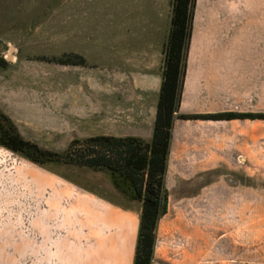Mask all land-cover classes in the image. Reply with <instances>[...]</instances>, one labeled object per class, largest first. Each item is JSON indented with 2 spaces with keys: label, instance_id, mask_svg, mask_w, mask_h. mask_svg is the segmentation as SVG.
<instances>
[{
  "label": "rangeland",
  "instance_id": "obj_1",
  "mask_svg": "<svg viewBox=\"0 0 264 264\" xmlns=\"http://www.w3.org/2000/svg\"><path fill=\"white\" fill-rule=\"evenodd\" d=\"M173 1L0 0V58L7 62L0 79L25 91L33 106L39 104L27 114L23 138L63 154L74 139L94 133L85 132V125L78 128L84 132H72L77 126L71 124L77 116L72 115L73 102L85 107L109 80L160 79ZM205 57L214 65L238 67L231 70L241 75V82L254 76L256 93L263 94L264 0H194L184 83L189 67ZM257 160L264 162V146L257 147ZM44 167L0 146L1 259L13 257L24 264L15 246L42 212L55 207L60 187L50 183L54 176L78 182L109 201L136 204L137 211L142 207L126 201L108 173L63 163ZM252 173L261 193L255 201L223 189L215 176H209V185L205 178L188 180L195 198L169 195L154 258L169 264H264V170Z\"/></svg>",
  "mask_w": 264,
  "mask_h": 264
},
{
  "label": "crops",
  "instance_id": "obj_2",
  "mask_svg": "<svg viewBox=\"0 0 264 264\" xmlns=\"http://www.w3.org/2000/svg\"><path fill=\"white\" fill-rule=\"evenodd\" d=\"M201 61L202 64L189 67L178 114L264 115V93L257 95L254 76L243 77L241 82V75H232L231 69L238 67L214 65L206 57ZM157 77L155 82L109 80L104 82L102 92H93L85 107L73 102L72 115L77 116L71 124L77 126L72 132L150 142L162 84L161 77ZM1 79L0 111L22 135L28 125L27 114L32 108L37 110L39 104L33 106L25 91L17 92ZM81 111H86V115ZM80 125H85L86 130L80 131ZM263 140L264 119H176L166 175L169 195L195 198L197 193L188 188V180L205 178L207 182H203L209 185L213 183L208 181L209 176H215L223 189L243 197L247 195L248 200H258L261 193L255 190L256 178L252 172L264 170V162L257 160V147L264 146ZM53 178L52 186L60 187L55 207L42 212L33 226H29V235L23 243L14 245L24 264H134L142 207L137 211L136 204L127 206L109 201L69 178ZM65 202H70L68 207L64 206ZM0 261L18 263L13 257ZM153 264L169 263L155 257Z\"/></svg>",
  "mask_w": 264,
  "mask_h": 264
},
{
  "label": "trees",
  "instance_id": "obj_3",
  "mask_svg": "<svg viewBox=\"0 0 264 264\" xmlns=\"http://www.w3.org/2000/svg\"><path fill=\"white\" fill-rule=\"evenodd\" d=\"M194 0H174L169 36L164 52L162 84L153 138L106 136L74 139L63 153H54L28 141L11 119L0 111V146L38 166L57 163L108 173L115 189L126 201L142 204L134 264H153L156 232L168 209L166 175L174 121L264 119V115L216 114L180 115L187 41L190 36ZM6 62L0 58V68Z\"/></svg>",
  "mask_w": 264,
  "mask_h": 264
}]
</instances>
